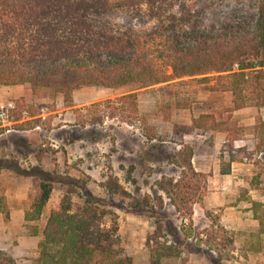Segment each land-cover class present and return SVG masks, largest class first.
I'll return each mask as SVG.
<instances>
[{"label":"rangeland","instance_id":"obj_1","mask_svg":"<svg viewBox=\"0 0 264 264\" xmlns=\"http://www.w3.org/2000/svg\"><path fill=\"white\" fill-rule=\"evenodd\" d=\"M263 4L173 0L167 13L198 19L225 40L247 32ZM149 14L144 5L119 4L102 18L148 30L159 25ZM211 75L208 83L186 76L144 87L83 86L71 102L50 88L0 86V109L8 111L5 127L0 122V264H36L33 233L64 195L74 206L89 196L102 200L133 264H264V151L254 133L261 115L250 112L255 106L228 109L232 95L214 90ZM129 92L136 112L115 101ZM201 114L212 117L206 127L186 132ZM184 146L205 154L208 165L219 163V171L230 156L242 165L226 180L192 166L205 174L194 176L178 163ZM111 178L121 189L108 188ZM41 181L53 187L49 199L38 219H26ZM250 201L263 204L259 218Z\"/></svg>","mask_w":264,"mask_h":264},{"label":"trees","instance_id":"obj_2","mask_svg":"<svg viewBox=\"0 0 264 264\" xmlns=\"http://www.w3.org/2000/svg\"><path fill=\"white\" fill-rule=\"evenodd\" d=\"M172 1L0 0V86L50 88L71 102L72 92L83 86L144 87L186 76H199V82L208 83L216 73L213 89L232 95L228 109L264 105V6L247 32L236 31L237 35L222 40L218 30L203 26L198 19L167 13ZM119 4L146 6L159 25L141 30L105 21L102 17ZM115 101L137 111L134 92ZM209 117L199 115L184 130L189 132L192 125L206 127ZM122 118L131 121L129 116ZM212 127L217 129L218 124ZM254 133L255 147L264 151L260 116ZM192 154V148L184 146L178 163L183 162L192 175L204 177L192 168ZM220 173H229V167ZM109 182L110 190L121 189L115 179ZM52 188L50 182L39 183L26 219L40 217ZM250 203L256 216V207L263 204ZM33 235L39 236L36 264H133L121 253L116 215L95 197L74 206L70 196H62L40 233Z\"/></svg>","mask_w":264,"mask_h":264},{"label":"crops","instance_id":"obj_3","mask_svg":"<svg viewBox=\"0 0 264 264\" xmlns=\"http://www.w3.org/2000/svg\"><path fill=\"white\" fill-rule=\"evenodd\" d=\"M232 102H229V104L231 105ZM251 109L253 107H250ZM254 110H251L250 112H253V114H260L261 117L264 119V105L260 106V107H254ZM240 110V109H237ZM255 138V137H254ZM206 155L200 152H193L192 158H191V163L192 166L194 167V169L196 171H200V172H209L212 170V177H216L217 175L221 176V179L226 180L225 178H228L229 176L234 175L235 170L237 168H239L242 163L236 161V160H230V158H227L228 161V166L229 167V173H224L221 174L220 173V165L219 163L217 165H213V164H207L206 161ZM233 177V176H232ZM221 186H217V188H220ZM223 189V187H221ZM226 191L223 190V192H221L220 194L223 195ZM223 200L222 197H220V201Z\"/></svg>","mask_w":264,"mask_h":264},{"label":"built area","instance_id":"obj_4","mask_svg":"<svg viewBox=\"0 0 264 264\" xmlns=\"http://www.w3.org/2000/svg\"><path fill=\"white\" fill-rule=\"evenodd\" d=\"M0 122L2 123V127H5L6 122H8V111L7 109H3L1 108L0 109ZM11 129L10 128H7L6 132H9Z\"/></svg>","mask_w":264,"mask_h":264}]
</instances>
